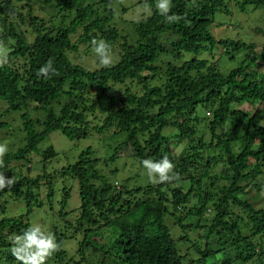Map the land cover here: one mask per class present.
Segmentation results:
<instances>
[{"label": "trees", "instance_id": "trees-1", "mask_svg": "<svg viewBox=\"0 0 264 264\" xmlns=\"http://www.w3.org/2000/svg\"><path fill=\"white\" fill-rule=\"evenodd\" d=\"M158 2L137 3L151 14L130 22L131 42L115 24L120 7L129 10L122 0L0 1V49L8 47L0 100L8 106L4 114L24 112L22 146L0 166L15 181L0 190V264H20L12 238L34 226L32 215L44 207L39 192L46 175L24 177L11 163L45 169L58 153L39 147L55 131L70 140L115 131L119 143L102 138L105 153L89 146L63 169L79 184L75 223L65 219L68 189L59 202L49 176L45 197L56 212L52 233L60 250L47 264H264V46L257 52V42L216 35L225 26L219 15L258 10L264 0H235V7L230 0H171L167 15L179 21L161 14ZM93 39L116 53L110 67L86 63L96 59ZM82 47L86 57L77 64L71 55ZM42 67L47 76L39 74ZM34 104L43 119L29 115ZM10 126L1 116L0 130ZM129 146L135 180L147 174L144 159L165 155L179 179L134 187L128 176L117 189L113 183L126 167L119 166L121 153ZM14 201L25 203V214L7 216ZM59 221L84 234L78 261L63 247Z\"/></svg>", "mask_w": 264, "mask_h": 264}, {"label": "rangeland", "instance_id": "rangeland-1", "mask_svg": "<svg viewBox=\"0 0 264 264\" xmlns=\"http://www.w3.org/2000/svg\"><path fill=\"white\" fill-rule=\"evenodd\" d=\"M139 1L141 0H122V5L129 8V10L127 12H124L122 11V7H120L119 13L117 15L118 17L116 16L115 21V24H117L122 34L124 35L123 37L127 38L131 42H133V40H135L136 38H134V24H131L130 22H138L151 14L150 9L144 8L137 4ZM25 4L26 3H19L17 8H20L19 6ZM230 5L231 7H235V0H230ZM232 9L233 14H231V17H222L220 15L218 16V21L225 20V26L217 28L216 35H223L227 38L244 39L248 42H257L259 46H257L256 51H261V48H263L261 46H264V35L260 33V31H264V7L258 10H254L250 7L246 13L236 11L234 8ZM12 11L13 10L7 9L5 13L11 14ZM24 13H26V10ZM257 28L259 32H255ZM1 32L2 30H0V35H2ZM7 49L8 47H4V50L0 49V56L3 57ZM85 51L86 48L82 47L80 49V52L76 53V55H71L72 60L78 64V62L80 61L77 60V58L80 56L86 57L84 54ZM115 54H112L113 59H115ZM220 55H222V51H218L215 56V59L217 60L218 58H220ZM94 56L97 59V54ZM93 59L94 58L90 56L86 57L85 60L91 68L97 66V62H99L96 59ZM98 67H100V64L98 65ZM36 106L37 105L34 104L29 107V115L33 119H43L45 117V112L41 110L35 111ZM54 106L59 112V107L56 104H54ZM7 108L8 106L6 102L0 100V117L3 116V120H7L8 122L12 123V128L10 126L7 129L0 130V144H6L9 149L8 152H12L20 148L24 140V137L21 134V129L23 125L22 115L24 112H10L8 114H4ZM250 109L255 110L256 107L251 106ZM90 118H93V116L90 115L89 119ZM114 132H109L104 137H102V135L100 134H97L96 132H92V134L87 138H78L75 140H70L60 131H55L52 132L49 137L41 143L39 147L40 150H46L50 146H53L56 152L58 153L54 159H51L44 164V166H46L45 169H42V164L37 165L33 161L29 164L25 163L23 165V168L19 164H15V162L11 163V165L16 167L18 170L19 167L21 168V172L23 173L24 177L29 176L36 179L37 177H39V175H46V178L42 179L43 186L41 187L39 192L41 199H43L44 201V207L38 209L39 213L36 212V215H32L31 222L33 225L38 224L45 231H53V216L56 214V212H52V203H49V201H47L45 197L48 190L47 183L48 181H50V175L53 178L54 188L56 190V195L59 199V202L61 201L60 197L61 194H63V189L65 187L68 189L70 193V199L68 200L66 208V210L68 211V218L65 217V219L67 221L75 223L77 215L80 212L79 208L81 206L79 184L75 179L69 176L64 177L62 175L63 169L77 161V158L80 153L86 150L89 146H93V148L97 151L104 152V149H102L103 145L102 148L98 147L99 143H104L102 138H104L105 141L107 139L109 141L108 144L113 143V147H115L119 143V138L114 135ZM180 148H184V144H182ZM133 153L134 151L131 149L130 146L125 148L121 153L122 159L120 160L119 166L122 167L125 164L126 167L124 169V173L120 174L113 183L117 189H122V183L126 184L125 179L128 178V176L134 178V181L128 184L129 186H146L153 183L146 173L140 175L139 178L135 180V174L138 173V164L135 163L134 160L131 162V156ZM34 161L36 160L34 159ZM25 213L26 205L24 202L14 201L10 202L7 205V216H17ZM65 225L66 222L64 221H59L58 223L60 234H64L66 237L63 247L68 252V256H70V258H76V260L78 261V243L83 239L84 234L78 233L79 231L76 230V227H65ZM96 239L102 242L103 236H99ZM53 258L55 257L52 256L51 258H49V260ZM48 264H50V262H48ZM69 264H73V262L70 261Z\"/></svg>", "mask_w": 264, "mask_h": 264}, {"label": "clouds", "instance_id": "clouds-1", "mask_svg": "<svg viewBox=\"0 0 264 264\" xmlns=\"http://www.w3.org/2000/svg\"><path fill=\"white\" fill-rule=\"evenodd\" d=\"M171 8V0H159L157 9L161 14L165 15L170 21H179V16H168ZM93 48L99 57V63L103 67H110L114 63L110 46L103 40H92ZM8 49L4 54V59L0 60V66L7 63ZM51 66L49 61L48 67ZM48 67H42L39 74L47 76ZM6 144H0V166L3 165V157L8 152ZM143 168L147 170V175L153 183H168L175 179H179L178 173L174 172L175 164L167 155L162 159L154 161L152 159H144ZM14 178H6L0 173V190L11 187L14 184ZM12 255L20 262V264H47L56 252L60 250V244L56 237L50 231H45L40 225H34L25 230L21 235L12 238Z\"/></svg>", "mask_w": 264, "mask_h": 264}]
</instances>
